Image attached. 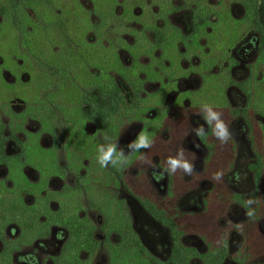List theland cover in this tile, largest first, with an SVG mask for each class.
Here are the masks:
<instances>
[{"label": "flooded vegetation", "instance_id": "1", "mask_svg": "<svg viewBox=\"0 0 264 264\" xmlns=\"http://www.w3.org/2000/svg\"><path fill=\"white\" fill-rule=\"evenodd\" d=\"M61 3L76 21L71 36L44 32L40 61L2 71L27 100L0 101V264H264L263 1ZM105 48L116 66H91ZM103 69L120 91L115 112L93 83ZM205 103L229 126L228 143L205 123ZM141 131L152 147L128 153ZM112 142L129 155L126 168L98 163V146ZM179 152L194 173L158 179Z\"/></svg>", "mask_w": 264, "mask_h": 264}, {"label": "trees", "instance_id": "2", "mask_svg": "<svg viewBox=\"0 0 264 264\" xmlns=\"http://www.w3.org/2000/svg\"><path fill=\"white\" fill-rule=\"evenodd\" d=\"M250 1L253 2V7L256 6L257 0ZM262 1L264 3V0ZM44 5H47L49 7L48 11H43V9L45 8ZM62 5L63 4L59 0H0V16L2 19L0 22V38H4L8 34L12 35L15 42L21 47V51H23L22 54L26 57L24 60L26 63L28 62V60L35 61L34 58H36L37 61H40V54L42 56V51L39 47L40 43L44 41V38L45 40H53V37H57L52 34V36L48 35L47 38H43L44 32L46 33V30L51 29V26L49 24L52 22L51 18L56 19L55 23L53 24V29L54 26L61 29L63 32L61 36L64 35V31L65 34L67 33L71 36L72 31L75 27L74 25H76V21L71 20V17L68 16L67 10L64 8V10L61 9ZM58 9H60L61 12L59 13L60 16L57 12ZM31 12L33 14H30ZM58 20H61L62 22L59 23ZM48 25L50 27H48ZM38 32H40L41 34L42 41L39 38V35L35 36V34ZM57 35L60 34L58 33ZM0 45H2L1 41ZM112 51V48L103 49V51L92 61L91 66H95L100 69L102 68V66H116L112 60ZM55 56L56 55L52 53V59L50 60V62H58L54 59ZM66 61H62V63L68 64V62ZM103 70H100L99 74L97 75H92V78L94 79L93 83L95 86H99L101 87V89H104V91L109 95V97H111L110 109L112 110V112H115V110L118 108V106L116 105L119 102L116 100V98L118 95H120V91H118L116 84L112 80V76L108 77L107 69ZM108 78L110 81L109 83L107 82ZM103 82H105V87L103 86ZM229 141L230 140H228V142ZM255 143H257V141H255ZM254 150L257 153L258 158L261 162L263 157V150L261 146L259 144H255ZM256 168L258 169L257 174L259 176H262V163H259ZM223 169L225 170V168ZM154 214L158 218H160L164 223H167L166 216H162L161 214H157L155 212Z\"/></svg>", "mask_w": 264, "mask_h": 264}, {"label": "clouds", "instance_id": "3", "mask_svg": "<svg viewBox=\"0 0 264 264\" xmlns=\"http://www.w3.org/2000/svg\"><path fill=\"white\" fill-rule=\"evenodd\" d=\"M201 111L203 112V118L205 123L211 128L213 135L220 141L221 144H225L231 139V132L229 126L221 119V113L214 111L213 107L207 103L201 105ZM197 137H204L206 130L203 125L198 126L194 129ZM153 144L152 139L149 135L141 131L137 137L127 144L128 153H140L142 149L151 148ZM97 161L101 167H107L109 164L114 168H126L129 163V155L125 153L123 148H120L118 142L108 143L107 145L98 146ZM141 158L143 156L141 155ZM167 167L157 176L158 179H162L164 172L169 175L175 174L178 170L183 171L187 175L194 173V165L189 163L183 156V152L177 153L175 157L169 156L166 161ZM222 173L217 172L215 174L216 179H220ZM237 179L239 175L237 174ZM258 203L255 199H248L245 202V207L248 208L246 215L249 218L255 217V210L250 206Z\"/></svg>", "mask_w": 264, "mask_h": 264}, {"label": "rangeland", "instance_id": "4", "mask_svg": "<svg viewBox=\"0 0 264 264\" xmlns=\"http://www.w3.org/2000/svg\"><path fill=\"white\" fill-rule=\"evenodd\" d=\"M211 1L215 4L219 0H211ZM63 2H66V0H63ZM208 3H209V0H208ZM234 8H235V13L236 14H238V15L241 14L242 10H241L240 7L235 6ZM258 11H259L260 21H261V23H262V25L264 27V7L262 5H260ZM184 18H185L184 14H182V15L179 14V15L176 16V19H178V20L179 19H184ZM51 19H52V22L49 23L50 26H51V29L46 30L45 35H46V37H48V35L52 36V34H53V35L59 37L61 34L60 35H57V34L61 32V29L57 28L56 26H54V29H53V24L55 23L56 19L55 18H51ZM50 26L48 25V27H50ZM36 35H39V38L41 39L40 32L36 33L35 36ZM0 41L2 42V45H0V58H2V59H0V60L3 61V63L0 62V101H2V100H11V99L15 98L14 96H16V95H19L22 99H24V100L26 99L27 100V97L24 94L25 91L20 89L19 85L16 84L14 86V84H12L10 82L6 83V81L4 80V78L2 76L3 75L2 74L3 70L9 71L12 66H15V67L23 66L19 62L21 60L24 61L26 57H25V55L22 54L23 51H21V47L15 42V40L12 37V35L8 34L4 38H0ZM41 41H42V39H41ZM41 44L42 43H40V45H39L40 49H41ZM52 45L53 44L46 45V50H47L46 52H47L48 55H52V53H53ZM78 55L79 54H77V56ZM34 85H35V83H34V81H32L27 86L24 85L23 89L26 86V88H31V91H32L33 88H34ZM31 91L29 90L27 92V95L30 96L31 100H34L35 98H34V95L32 94ZM157 96L160 97L159 93L157 95H153L152 97L155 98ZM242 164H247V161L243 162V161L240 160L239 166H238V170L239 171H242V170L246 171L248 174L251 173V169H249V166L244 165L242 167ZM95 166H97V165H95ZM127 208H128V206H127ZM220 211H221L220 208H218L216 210H212V212H215L216 214H219ZM118 213H119L118 217L122 220L123 219V214L121 213V210H118ZM234 214H235L236 217L240 216V213L237 212V211H235ZM145 222H146L145 220H141V218H140V220L137 222V224L141 228L142 223H145ZM208 222H209V218H206L204 223L208 224ZM152 229H151V231H152ZM142 231H144V227H142ZM153 232H154V230H153ZM144 233H146V231H144ZM166 233H167V231H166V229H164L163 233L161 232L158 236L159 237H163V235H165Z\"/></svg>", "mask_w": 264, "mask_h": 264}]
</instances>
